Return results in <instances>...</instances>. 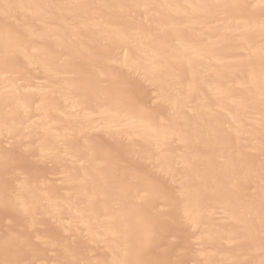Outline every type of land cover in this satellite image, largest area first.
Segmentation results:
<instances>
[{
  "label": "bare ground",
  "instance_id": "6f19581e",
  "mask_svg": "<svg viewBox=\"0 0 264 264\" xmlns=\"http://www.w3.org/2000/svg\"><path fill=\"white\" fill-rule=\"evenodd\" d=\"M9 60L0 264H264V0H0Z\"/></svg>",
  "mask_w": 264,
  "mask_h": 264
},
{
  "label": "rangeland",
  "instance_id": "374dc122",
  "mask_svg": "<svg viewBox=\"0 0 264 264\" xmlns=\"http://www.w3.org/2000/svg\"><path fill=\"white\" fill-rule=\"evenodd\" d=\"M9 62H10V63H9ZM9 62H8V61H5L4 64H3V62L0 64V65H2L3 71H5V70L7 71V70L9 69V71H7V72H10V73H16V72L13 71V69H15V68H12V64H13V67L15 66V65H14V64H15L14 61H13V60H11V61L9 60ZM7 63H8V64H7ZM5 64H6V65H5ZM4 66H6V68H5ZM8 67H10V68H8ZM2 68L0 67V69H2ZM10 69L12 70V72H11ZM17 69H18L19 71H20V70H24L23 68H17ZM20 72H23V71H20ZM24 73H26V71L23 72V73H20V74H16V75H18V76H22V75H25ZM117 80H119V83L121 82L120 79H117ZM117 80H116V81H117ZM119 83H118V84H119ZM121 84H122V85H121ZM121 84H119L120 87H119V86L116 87L115 85H113V86H115L114 89H116V91H117L118 93H119V91H122V93H123V91L126 90V91H124V92L126 93V96H127V94H131V93H133V91L135 90V87H134L133 84H128V85H127V83H123V82H121ZM119 88H120V90H119ZM128 88H129V89H128ZM117 89H118V90H117ZM122 89H123V90H122ZM127 90H128V91H127ZM129 90H130V91H129ZM130 92H131V93H130ZM120 93H121V92H120ZM125 93H123L122 95H124ZM120 95H121V94H119V96H120ZM119 96H118V97H119ZM118 97H117V98H118ZM119 98H120V97H119ZM125 98H126V97H125ZM121 100H122V99H121ZM121 100H120V101H121ZM117 101H119V100H117ZM134 101H135L136 103H139V102H140V103H143V102H144V101H142V100H136V99L133 100L132 102L134 103ZM24 167H26V168H25L26 170H29V169H30V166H24ZM166 232H170V231H166Z\"/></svg>",
  "mask_w": 264,
  "mask_h": 264
}]
</instances>
